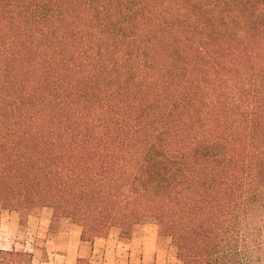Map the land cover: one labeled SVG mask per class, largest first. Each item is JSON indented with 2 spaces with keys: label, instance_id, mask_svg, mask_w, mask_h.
<instances>
[{
  "label": "trees",
  "instance_id": "obj_1",
  "mask_svg": "<svg viewBox=\"0 0 264 264\" xmlns=\"http://www.w3.org/2000/svg\"><path fill=\"white\" fill-rule=\"evenodd\" d=\"M42 208L264 264V0H0V209Z\"/></svg>",
  "mask_w": 264,
  "mask_h": 264
},
{
  "label": "crops",
  "instance_id": "obj_2",
  "mask_svg": "<svg viewBox=\"0 0 264 264\" xmlns=\"http://www.w3.org/2000/svg\"><path fill=\"white\" fill-rule=\"evenodd\" d=\"M41 211L35 218L36 227L49 228L52 212ZM8 227L10 234L7 233ZM145 227H135L129 239L122 238L118 229H112L106 238H97L92 242L81 240V228L67 219L59 220V231L65 238L60 253L55 254L58 264H76L77 259H86L92 264H142L143 258L154 255V264H167L164 256L158 254L157 236L147 235ZM26 230L19 226V215L0 209V250H12L15 241ZM142 257V258H141ZM138 258V259H137ZM137 259V260H136ZM137 261V262H136Z\"/></svg>",
  "mask_w": 264,
  "mask_h": 264
},
{
  "label": "rangeland",
  "instance_id": "obj_3",
  "mask_svg": "<svg viewBox=\"0 0 264 264\" xmlns=\"http://www.w3.org/2000/svg\"><path fill=\"white\" fill-rule=\"evenodd\" d=\"M41 211L44 213V216H46L45 214L52 212L50 208H42ZM36 217L37 214L29 215L26 217L25 225L21 228V230H26L28 234L20 236L15 241V243L20 244L15 245L14 249L26 253H31L32 264H58L54 257L55 254L60 253L61 247L63 246L65 241V238L58 233L59 221L52 222L49 228H42L39 226L36 227ZM142 226L149 231L147 235H152L153 237L155 233V236H157L156 247L158 250V254L165 257V259L167 260V264H180V262L176 258L175 248L170 239L167 237H158L157 227L152 223H144L138 225L140 229ZM7 233L10 234L9 227ZM142 264H154V255L151 254L145 257V259L143 258Z\"/></svg>",
  "mask_w": 264,
  "mask_h": 264
}]
</instances>
